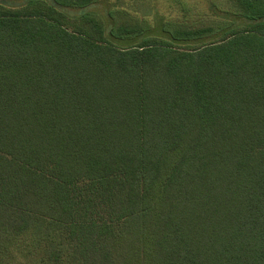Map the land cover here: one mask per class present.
<instances>
[{"label": "trees", "instance_id": "1", "mask_svg": "<svg viewBox=\"0 0 264 264\" xmlns=\"http://www.w3.org/2000/svg\"><path fill=\"white\" fill-rule=\"evenodd\" d=\"M20 248L264 264V0H0V264Z\"/></svg>", "mask_w": 264, "mask_h": 264}, {"label": "rangeland", "instance_id": "2", "mask_svg": "<svg viewBox=\"0 0 264 264\" xmlns=\"http://www.w3.org/2000/svg\"><path fill=\"white\" fill-rule=\"evenodd\" d=\"M111 8V5L108 4ZM144 6V7H143ZM142 10H145L147 12H150L151 9L147 5H143ZM100 9H105L102 7V5L99 6ZM123 8H128L129 5L121 4L118 8L115 10V14L118 17V19L123 18L124 20H129L128 17L125 16V13L122 12ZM3 264H45L41 261V255L31 252L27 249H18L14 252L13 256L9 257L7 260L4 261Z\"/></svg>", "mask_w": 264, "mask_h": 264}]
</instances>
